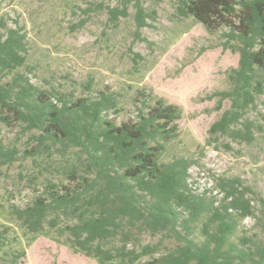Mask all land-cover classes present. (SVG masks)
<instances>
[{
	"label": "trees",
	"instance_id": "1",
	"mask_svg": "<svg viewBox=\"0 0 264 264\" xmlns=\"http://www.w3.org/2000/svg\"><path fill=\"white\" fill-rule=\"evenodd\" d=\"M94 7L90 11L104 5ZM130 7L139 34L155 19L144 0H119L107 8L109 19L128 17ZM177 13L211 34L222 31L224 46L239 53L238 67L228 73L229 88L214 94L229 108L209 132L251 143L254 123L246 115L264 94V0H178ZM1 25L0 122L30 133L31 147L22 158L58 154L66 159L57 168L58 182L49 180L26 207L10 209L21 228L31 235L46 230L67 235L75 251L99 264H264V240L239 234L247 218H255L264 234V194L226 177L214 181L221 198L195 193L189 183L194 162L163 160L179 135L178 106L145 99L135 120L117 124L110 115L120 112L118 93L76 96L35 85L29 78L27 34L21 27ZM19 154L17 147L1 146L0 165L17 161ZM7 231L0 234V264H19L24 253L9 262L1 255ZM143 233L166 235L175 247L158 257V245L129 249V242Z\"/></svg>",
	"mask_w": 264,
	"mask_h": 264
},
{
	"label": "rangeland",
	"instance_id": "2",
	"mask_svg": "<svg viewBox=\"0 0 264 264\" xmlns=\"http://www.w3.org/2000/svg\"><path fill=\"white\" fill-rule=\"evenodd\" d=\"M177 1L144 0L155 19L138 34L132 7L128 17L110 21L107 8L119 0H0V32L3 23L27 34L29 78L35 85L62 88L76 96L101 90L118 93L120 112L110 115L117 124L135 120L145 99L178 106L179 135L168 144L163 160L183 157L194 162L189 179L193 192L221 198L214 181L226 177L239 178L256 195H263L264 94L246 115L254 123L251 143L211 136V126L229 108V102L221 104L214 94L229 88L228 73L238 67L240 56L224 46L222 31L211 34L193 18L178 15ZM101 4L102 9L90 11ZM31 143L30 133L24 134L17 124L0 122V147L20 150L17 161L0 165V234L8 230L1 255L9 262L24 253L19 264H99L75 251L67 235L51 230L31 235L11 218L13 206L26 207L49 180L58 182L57 168L65 165L66 159L58 154L22 158ZM239 234L264 240L255 218L242 221ZM147 244L159 246L157 257L175 247L166 235L143 233L128 248Z\"/></svg>",
	"mask_w": 264,
	"mask_h": 264
}]
</instances>
